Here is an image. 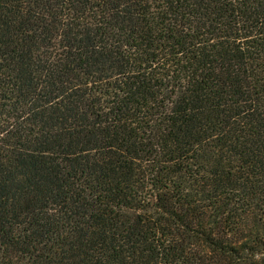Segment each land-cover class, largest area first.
Here are the masks:
<instances>
[{
    "label": "trees",
    "instance_id": "16d2710c",
    "mask_svg": "<svg viewBox=\"0 0 264 264\" xmlns=\"http://www.w3.org/2000/svg\"><path fill=\"white\" fill-rule=\"evenodd\" d=\"M0 264H264V0H0Z\"/></svg>",
    "mask_w": 264,
    "mask_h": 264
}]
</instances>
